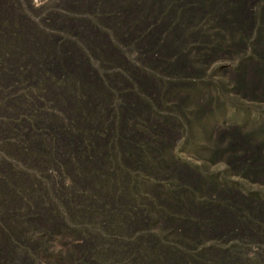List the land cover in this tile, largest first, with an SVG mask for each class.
Listing matches in <instances>:
<instances>
[{"label": "trees", "instance_id": "trees-1", "mask_svg": "<svg viewBox=\"0 0 264 264\" xmlns=\"http://www.w3.org/2000/svg\"><path fill=\"white\" fill-rule=\"evenodd\" d=\"M143 1L128 0L125 10L130 13ZM151 1L153 6L137 19L117 26L111 22L118 41L138 48L135 52L144 61V69L131 66L129 84L117 77L93 91L97 87L69 75L78 84L75 94L73 82H68L77 95L76 103L67 98L69 118L58 110L68 105L58 99L59 89L52 90L53 96L47 87L37 94L42 100L32 120L46 123L43 135L53 144L9 151L18 158L19 175L55 169L60 185L54 189L35 183L16 199L23 196L51 222L42 229L44 257H51L46 243L54 235L88 241L83 254L61 264H264V128L261 134L218 133L205 148L204 173L190 172L172 152L190 118L207 114L218 102L209 96L214 82L207 73L215 61L235 62L229 63L233 69L221 83V94L256 106L264 103V0L252 14L246 13L245 0ZM130 32L139 43L128 38ZM85 44L101 66L109 67L110 56ZM14 48L7 52L15 58L27 54ZM46 50L51 58L58 54ZM196 83L208 90L193 97L189 89ZM15 101L1 113L7 116L21 108L30 114L32 103L24 104L23 97ZM59 134L70 143L66 161L54 144ZM105 136L109 140L102 147L96 141ZM76 138L79 148L74 150ZM216 164H224L223 174L236 176V181L207 171ZM239 182L255 184V189L238 194ZM0 191L10 197L5 186ZM13 214L7 210L8 217ZM29 248L37 253L39 245Z\"/></svg>", "mask_w": 264, "mask_h": 264}, {"label": "rangeland", "instance_id": "rangeland-1", "mask_svg": "<svg viewBox=\"0 0 264 264\" xmlns=\"http://www.w3.org/2000/svg\"><path fill=\"white\" fill-rule=\"evenodd\" d=\"M37 1L0 0V183H2L0 187L5 186L6 191L10 194L9 198L4 193L0 196V211L6 214L4 223L0 221V254L7 252V259L0 257L1 264L6 261L8 264H61L64 259L79 256L85 252L88 246L90 247L88 241L83 237L54 235L46 243L47 251L50 252L51 257H44L42 255V229L49 227L47 225H50L51 222L42 219V214L36 212L41 209L37 210L33 204L29 205L27 199L23 201V196L20 201L16 199L18 193L25 194L33 188L35 183L54 189H58V185H60L55 169L47 168L44 172L40 169V172H27L25 175H19L21 166H19L18 158L9 151L13 147L18 149L17 146L20 145L24 149H30L32 145L41 147L44 143L53 144L51 137L43 135V132L47 133L48 130L42 127V124L46 125V123H42V120L40 122L32 120L31 114L37 110L36 107L42 100V96H37V94L42 95L44 87H47V91H50L51 95L52 90L59 88V91H56L60 92L58 99L62 98V105H67L68 99L76 103L77 95L75 97L71 93L72 85H69L68 82H73L75 94L77 93L75 87L78 84L76 81L68 80L69 75L75 78V75L84 76L80 74L81 72L86 73L89 78L96 79L98 87L93 91H99V86L104 85V81H117V77L124 81V85L129 84L128 74L131 66L144 69L141 55L135 52L138 48L132 50L130 49L132 47L128 48L118 41L117 34L112 27L116 28L115 25H123L125 22L119 20L115 25L113 24L114 26L110 25L111 22L114 23L116 19L120 18L121 13L117 12L116 8L107 9L102 6L107 0H94L96 6L91 12L84 7L79 9L77 7V10L66 9L64 8L65 0H42L36 6ZM259 4L260 0H253L246 13H254L255 10H258ZM60 19H69L74 24H84L95 33L92 34V37L82 36L77 32L76 27L67 31L60 27ZM94 19H105L106 21L98 23ZM35 34L40 36L38 39L40 43L36 40ZM134 41L138 42L136 38ZM88 42L98 44L94 50L100 48L112 58V61H106L109 67L101 66L96 54L93 56L90 54L89 48L85 46V43L88 44ZM13 44L17 49L24 48L27 54L24 57L15 58V55L7 52L8 47H12ZM32 44H35L33 48L38 49L40 53H35V50L30 48ZM65 47L75 48L84 58L82 61L70 58L74 66L72 72H68L62 64H56L58 54L70 57L71 50L68 53H62ZM17 49L14 48L15 51ZM45 49L58 54L51 58L52 55L49 52L43 51ZM229 63L234 64L235 62L217 60L207 70L214 82V86L209 89V96H215L218 102L207 114L199 118H190L186 129L178 137L172 150L175 160L196 174L205 172L203 169L207 157L205 148L211 144L213 138H217L218 133L241 130L261 134L260 130L264 128V103L261 106H256L251 102L231 98L230 94L220 93L221 83L229 80V70L233 69ZM223 70L225 71L223 72ZM86 83L89 87L90 84ZM39 87L41 90L38 89ZM207 90L205 86L196 83L189 89V94L191 93L195 97L200 92H207ZM158 91L154 95L158 96ZM20 97L24 98V104L32 103L30 114L22 113L21 108L15 114L5 116L1 113L5 107L10 109L9 105ZM71 101L69 100V102ZM46 103L47 101H45ZM53 139L54 144L61 147L63 151L60 155L61 159L66 161L69 146L64 141L60 144L57 135ZM104 140V144H100L102 147L108 143L109 137L105 136ZM5 143L10 146L4 148L2 145ZM223 169L224 164H216L210 165L207 171L217 174L218 177H225L228 182L236 181V176L223 174ZM64 182L66 184L67 180ZM28 185L30 187H27ZM235 189L238 194H244V192L255 189V184L239 182ZM262 198L264 199V194ZM11 206L12 209H10ZM7 210L14 213L12 218L7 216ZM33 244L39 245L37 253L29 248V245Z\"/></svg>", "mask_w": 264, "mask_h": 264}, {"label": "bare ground", "instance_id": "bare-ground-1", "mask_svg": "<svg viewBox=\"0 0 264 264\" xmlns=\"http://www.w3.org/2000/svg\"><path fill=\"white\" fill-rule=\"evenodd\" d=\"M128 0H113V1H110V0H107L106 3H104L102 6H105V8L107 9H111V8H116L118 12L121 13V16L119 19H116L114 23H117L119 20L123 21V22H126V21H130V20H133V19H137L141 12L145 9H148V8H151L153 6V3L151 0H144L143 2V5L139 6V7H136V9H133V11L131 10L130 13H127L125 11V3L127 2ZM42 2V0H38L36 2V6L39 5L40 3ZM253 0H245L244 1V4L246 6H250L252 4ZM65 4L66 6L64 8L66 9H71V10H77L76 8L78 7L81 8V7H84L87 11L91 12L93 7L96 6V2L94 0H65ZM59 23H60V27L67 30V31H70L72 27H76L77 28V32H79L82 36H89V37H92V34L95 33L93 30L90 29V27L84 25V24H80V23H73L71 21H69V19H60L59 20ZM144 25V23H142ZM141 24V26H142ZM111 25H113L111 23ZM145 26V25H144ZM126 28V26H125ZM126 32V30H125ZM96 35V34H95ZM128 38L129 39H134L136 38V35L133 33V32H130L128 33ZM40 36L35 34V38L36 40L40 39L39 38ZM39 41V40H38ZM36 42V41H35ZM40 43V41H39ZM88 44H90L91 46L93 47H96L98 44L96 43H93V42H88ZM43 45V44H42ZM142 45V44H140ZM35 46V44H32L30 46L31 49H33V51L35 53H40V51L38 49H34L33 47ZM46 47V46H45ZM38 50V51H37ZM71 50V51H70ZM68 51L71 52V54H69L70 57L72 58H77V55L80 57L79 60L82 61L83 59H81V53H77V50L74 48V49H70V48H67L65 47L64 48V52H62L63 54L65 53H68ZM62 56V55H61ZM57 63H61L68 72H72L74 69V66L72 65V62L69 58H65L64 56L62 57H59L57 59ZM73 67V68H72ZM80 74L84 75V76H80L82 79H84V81L88 82L91 87H98L97 83H96V79H92V78H89V75H87L86 73L84 74V72H81ZM80 79L79 78V75H75V79ZM89 85V86H90ZM59 89V88H58ZM152 93V92H151ZM71 107L70 105V102H68V105L67 107H64V109H61V108H58L59 111L63 112V114H65L66 116H68L67 118H69V115L67 114L68 113V108ZM58 140H59V143L61 144L63 141L65 143H67V145H69L70 143H68L65 138L62 136V135H58ZM105 140L104 139H97L96 143L97 144H104ZM73 144V147H74V150L76 149L77 145L79 144V140L76 138L73 140L72 142ZM65 145V144H64ZM0 257H4L3 254H0Z\"/></svg>", "mask_w": 264, "mask_h": 264}]
</instances>
